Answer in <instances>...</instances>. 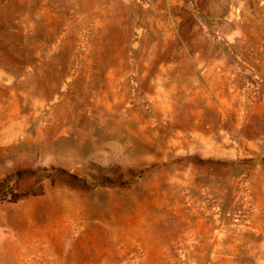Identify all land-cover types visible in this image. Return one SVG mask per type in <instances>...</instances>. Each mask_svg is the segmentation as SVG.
<instances>
[{
	"label": "rangeland",
	"instance_id": "rangeland-1",
	"mask_svg": "<svg viewBox=\"0 0 264 264\" xmlns=\"http://www.w3.org/2000/svg\"><path fill=\"white\" fill-rule=\"evenodd\" d=\"M0 264H264V0H0Z\"/></svg>",
	"mask_w": 264,
	"mask_h": 264
}]
</instances>
